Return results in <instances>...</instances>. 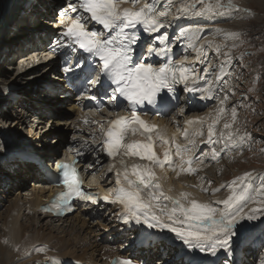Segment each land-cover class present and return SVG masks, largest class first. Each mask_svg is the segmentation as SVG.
<instances>
[{
    "label": "snow or ice",
    "instance_id": "snow-or-ice-1",
    "mask_svg": "<svg viewBox=\"0 0 264 264\" xmlns=\"http://www.w3.org/2000/svg\"><path fill=\"white\" fill-rule=\"evenodd\" d=\"M123 2L127 0H77L76 3H69L68 10L76 15L72 18L68 16L66 10L61 11V17L67 16V20H60L63 31L60 33L61 38L55 41L57 47L75 48L87 54L90 58L89 67L98 66L100 75L104 78L102 82L87 81V83L91 86L100 83L103 90L100 93L101 96L107 95L104 89L107 85L111 88L108 103L116 107L126 106L129 109V114H117L115 118L108 120L106 128L102 121H91L99 126L101 133V139L99 141L93 139L92 143L102 148L108 157L119 162L120 168L115 172L118 188L111 197L107 195L97 197L83 188L77 159L60 160L56 162L55 167L58 170V181L63 185L64 190L57 193L50 207L44 210L71 211L73 202L76 200L90 201L95 204L98 199H103L122 206L120 218L125 223L134 220L138 224H146L149 228L167 229L187 247L213 256L221 249L232 254V242L238 235L240 221L257 220L259 217L256 213H264V207H261L241 215L240 205L251 199L252 193L256 191L251 174L245 173L228 185L232 188V193L226 199L217 202L223 205L221 209L195 199L185 205L181 201L186 199L189 193L181 192L178 198L165 193L154 167L175 164L172 153L174 148L175 156L180 160V170L195 172L197 169L193 168L192 164L197 157L191 153V145L194 141L180 144L176 142L174 136L166 139L159 126L142 119L138 109L141 106L150 105L154 106L159 114L171 103L168 94L174 96L177 85H182L186 92L196 93L198 81L203 77L197 73L192 64L176 61L171 56L172 45L168 33L161 32L166 28L170 9L161 10L153 4L152 0L138 8L135 6L138 0H132L133 7L121 8L120 4ZM198 2L204 4V7L195 12L196 15L217 12L219 9L230 11L237 8L232 0H229L227 5L221 4L220 0H216L215 4L205 3V0H198ZM195 8L196 5L192 4L179 11L187 13ZM142 33H146L149 37L157 34L153 37V43L149 45L146 53L137 52ZM226 35L235 36L236 34ZM156 43L160 46H155ZM189 46L195 48L194 44ZM196 51L199 59L202 50L196 49ZM153 56L165 58L164 62H145L146 57ZM157 63L159 66H156ZM73 70V67L64 69L66 73ZM202 91L210 93L211 87ZM84 98L94 101L97 111L104 108L102 99H98L97 95H85ZM120 98L126 102V105L118 103ZM201 98L207 99L209 96L203 95ZM223 111V108L219 109V112ZM235 115L233 110V119ZM82 121L89 123L88 117H82ZM187 123L194 124L201 121L194 120ZM217 123L218 120H213L208 125L207 141H201V143L215 144L222 140L226 148L229 143L234 142L232 125L225 123L224 129L229 131L227 133L221 131L217 135L215 131ZM137 132L145 136L144 141L132 139V134ZM195 134L203 133L197 130ZM95 135L96 133L93 132L92 136L95 137ZM187 135L186 129L185 139ZM157 140L171 145L165 150L163 159L154 151ZM84 144L87 145L88 141L85 140ZM220 154L215 147L210 153L212 158L219 157ZM81 155L83 153L77 151V157ZM184 164L188 167L184 168ZM111 170L110 168L109 171ZM259 191L264 193V185ZM145 193H147L146 197ZM169 203L171 207H168ZM240 227L243 226L240 225ZM36 250L44 251V248ZM55 264H62V262L56 260ZM113 264H134V261L131 258L120 257L114 260Z\"/></svg>",
    "mask_w": 264,
    "mask_h": 264
},
{
    "label": "rangeland",
    "instance_id": "rangeland-1",
    "mask_svg": "<svg viewBox=\"0 0 264 264\" xmlns=\"http://www.w3.org/2000/svg\"><path fill=\"white\" fill-rule=\"evenodd\" d=\"M144 1L146 0H140V3L143 4ZM208 2L215 4L216 0H205V3ZM228 2L229 0H220V3L223 5H227ZM191 3L196 5L195 11L197 12L204 7V4L199 3L198 0H191ZM232 3L236 5L237 8H234L230 11L219 9L217 12L206 13L202 15L203 18L206 16V18H204L205 21L201 23L195 22L186 25L187 29L191 30L189 33H186L189 35L188 44H191V37H195V41H202L209 51L210 61L212 60L211 58L213 53L214 61L216 63H219V65L224 68V71L221 74L222 78L219 79V82L223 86L221 96L219 98H216L215 101H213V99V102L211 101L212 103L210 102L208 103V105H205L202 108L192 109L193 113H191L190 115V117H196L201 121L200 124L203 134L196 135L194 128H188L185 125L183 121L186 119V116H183L184 118L180 124L181 118L180 116L176 115L175 123H178V126H173L171 124L172 119H169L170 126L174 128L180 140L185 139L186 129L188 132L187 138L196 137V145H194L195 150H192L191 153L194 155L195 152L196 157L203 156L199 160L195 159L192 164L195 166L200 165L196 166L195 169L197 170L195 172L188 173L187 175H182L180 179L182 181H190V185L187 187H189L193 191H197V193H199L198 195L204 198L207 203L212 204V206H215L218 209L223 208V205L217 202L226 199L232 193V188L228 187V185L235 178L242 177L245 173H250L253 184L255 183L257 185V188H261L262 185H264V0H232ZM26 4L29 5L30 3H26L24 1V3L21 4V10L29 7ZM211 20H214L213 22H217L210 23L209 21ZM176 27H178V25L176 26L175 23H172L170 26V31L175 34L176 38H178L179 35L177 34ZM178 30L181 32L179 27ZM229 33H235L236 35L227 36L226 34ZM195 41H193L192 44H194ZM188 44L185 46V53L190 55L192 47H190ZM217 46H219V51H217ZM0 67L1 78L8 76L12 70V65L8 62V60H5L0 65ZM210 70L213 71L212 69ZM43 71L45 72V70ZM213 79L214 84L218 82L216 76H214ZM225 83L226 90L229 95L227 97L226 94V98L223 99ZM206 88H209V84L204 89ZM217 91H219V89ZM247 93L256 98L255 104H248L245 102V105H243L242 100ZM218 101L221 102L220 107L224 105V111L222 112L223 115L220 112H218L217 115V113L215 112L219 107ZM226 101L228 106L227 112L225 110ZM215 105H217V109L214 107ZM233 110H235L236 113L235 119H233L232 116ZM212 117L215 120H218L219 123H217L218 128L217 124L215 125V131L217 135H219L218 133H220L221 131L227 133V131L229 130L224 129V124L231 123V131L234 133V139L237 141V146L229 145L226 148L220 143V141H217L215 143V148L221 154L216 158H212V156L210 155L212 148H209L208 146L204 147L201 143L203 139H198L199 136H203L208 133V125L211 124L214 120L212 119ZM33 119L34 118L32 117V121ZM10 121L12 122V124L15 122L13 118H10ZM58 133H63V129H59ZM208 145L212 146V144ZM172 153H174L173 149ZM15 170H17V173L19 175L21 174L19 169H15L11 167V165L7 170V172L10 174H4V171L2 173V169L0 170V203L2 202L3 207L1 211H3V209L5 210V207L8 206L12 201H14V199L24 198L23 200H28V198L30 197L29 194L34 189V187H32V190H29L19 197L15 192H10L9 195L6 194L7 189L13 181L15 182L16 186H19L21 189L25 188L24 184H20L14 179L17 176L13 173V171ZM100 175L101 172L99 176ZM99 176H97L96 179H99ZM1 179L4 180L1 181ZM27 179L28 177L24 178V182ZM172 181L177 182V179L173 178ZM110 186L112 187V184H110ZM196 186L199 189H194ZM179 187L181 186L179 185ZM260 188H258L257 190H259ZM197 193L196 195L194 194L192 196L193 198L191 200H200L199 202L204 203L199 197H197ZM252 201H254L253 198L249 199L247 202H245V204H241V210L245 206L248 211H250L252 207ZM254 204L256 206H253L252 209L264 207V205H257L259 204V202H255ZM96 210H98V213H100L99 209L96 208ZM3 213L5 214L6 218V214L8 212L3 211ZM31 215L35 217L36 220L38 219V217L42 218L38 219L37 222L40 221V223L44 224L48 223L52 228L54 226V230L52 229V234H55V236H60V234L62 233L61 237H64V235L66 236V238L73 237L71 238L72 241L78 239L80 243L88 240L86 243L84 242L85 244H81L82 248H85L84 252H91L96 248L101 249L102 244H99L97 243V241H95L94 248L88 250V248L91 246L90 241H94V239L96 238L95 236H93L94 230H92V234H89L88 232L89 236H83L82 239L81 237L75 236V232H72V225L76 222L74 221V219H71L67 222H62V220H59L60 222H55L50 219L46 220L45 217L38 214ZM256 215H263L261 217H264V213L262 212H257ZM261 219L260 217L259 219L252 221L245 219L244 221H240V225H242V223L246 225H252L257 221H261ZM60 225L61 228L57 229V227ZM240 225H238V227L241 230L242 227H240ZM6 231L7 227H5L3 225V222L0 221V234ZM81 232L86 233V230L82 229ZM263 235L264 232L262 236ZM54 239L58 242V244H60L59 238ZM236 239L237 237H234L233 241H235ZM248 243L249 242H246V244ZM259 247L258 249H255L257 250V254L254 255L255 258L253 259L252 256L247 259V255L250 253V246L246 247L248 253L242 252V250H238L232 253L234 255L238 253L237 256L239 257V261H243L246 264H255V259H258L260 250H263L264 252L263 245L261 246V249H259ZM155 248H158V246H156ZM263 252L261 253L262 255L259 256V260L263 258L264 261ZM81 253L82 251L78 252V255L80 254L79 257L82 260H92L97 263L100 260V251H97L95 254L91 255V257H86ZM157 254L158 253L156 252V254L152 255L153 257H155L157 256ZM20 260H18V263L16 261L13 264H38V262H34V260H32L28 255H24L22 261ZM167 260H171L170 254H167ZM258 262H256V264H258ZM0 264H2L1 259ZM170 264H172V262H170Z\"/></svg>",
    "mask_w": 264,
    "mask_h": 264
},
{
    "label": "bare ground",
    "instance_id": "bare-ground-1",
    "mask_svg": "<svg viewBox=\"0 0 264 264\" xmlns=\"http://www.w3.org/2000/svg\"><path fill=\"white\" fill-rule=\"evenodd\" d=\"M24 1L26 2V0H15L13 3V7H12L13 12H11V14H10V12H7L5 14V19L3 21H0V54L2 53L4 48H6L5 46H3V44H4V41L8 38L5 36L8 32L7 27H9L11 25L10 22L8 21L9 14H10V16H13V14L16 13L19 5H20V9L22 8L21 4L24 3ZM157 1H160V0H152L153 4L156 7L160 8L161 10H166V8H165V2L166 1L172 2V4L168 3V8L171 7V9L173 10L172 21L177 20V25H178V27L181 30V33L183 35V38L181 40L185 43V46H186L188 44L189 38L185 39L184 37H185L186 33H189L191 31V30L187 29L186 25H189V24H192L195 22L201 23V22L205 21L204 18H206V16L203 18L202 15H196L195 12H197V11H195V9L193 11H189L187 13L179 11L183 7H188V6L192 5L191 0H166V1L164 0V3L161 6H157V4L155 3ZM147 2H149V0L144 1V3H147ZM27 9L28 8L24 9L23 11H27ZM61 19L62 18H60V20ZM213 21L214 20H211L209 22L212 23ZM216 22L217 21H215L213 23H216ZM168 26H169V24H167V27ZM31 28L32 27H30V29ZM166 28L164 30H162L161 32L167 31ZM30 29H29V31H30ZM190 29H192V28H190ZM41 37L43 39H45L44 35H42ZM37 41L38 40H36L35 43ZM193 41H195V37H193V38L191 37V44ZM194 45H195V48L192 47L194 50V53L191 56H189L188 59L195 62L197 73L201 77H203V79L198 81V91L196 93H190V92L189 93L191 94V97H192L193 109H199L205 105H208V103H210L213 99H214L213 101H215L216 98H219L221 96L223 86L219 82V79L222 78L221 74L224 71V68L221 67L219 65V63H216L214 61V63H215L214 64L212 62V60L210 61L209 51L202 41H200V42L195 41ZM185 46L183 48H185ZM36 47H38V45H36ZM196 49L202 50L201 55L199 56V59L197 57ZM33 51L34 50L24 52L23 54L20 55L22 57L21 64L25 65V63H28V62L31 64L33 63L32 60L29 61V58H27L28 55L30 54V52H33ZM2 62H3V59H2V57H0V65ZM47 68H49V66ZM0 69H1V67H0ZM210 69H212L213 71H211ZM214 76H216L218 79V82H216V80H215V82H216L215 84L213 83V81H214L213 77ZM209 82H210V84H209ZM208 84H209V86L211 85V91H210V93H205L202 90ZM218 89H219V91H217ZM1 90H6V84L4 82V79L1 78V76H0V91ZM203 95H208L209 98L202 99L201 96H203ZM218 102H219V107H220L221 102L220 101H218ZM219 107H218L217 111H215L216 113L219 112V109L223 108L224 105H222L220 108ZM100 118H103L102 122L105 125L106 119L102 116ZM194 120H198V118L186 116V119L183 122L185 123V125L188 128H194L195 132L197 130H200L201 132H203L201 129L200 123H194V124H188L187 123L188 121H194ZM33 121H35V119H33ZM154 123L157 126H159L161 133H163L165 135L166 139H171V137L174 136L176 142L180 143V144H187L188 141H194V143L191 145V151L195 150L194 145H196V143H195L196 137H189L187 139L180 140L178 138L174 128L170 126V120L169 119L154 121ZM0 131H1V134L3 137H6L8 135V132H9V130L6 127H4L2 130L0 129ZM63 132H64V130H63ZM207 137H208V133L203 135V136H199L198 139H203V141H207ZM7 144L9 146H11L12 145L11 140H9ZM156 145H157L156 153L161 159H163L165 150L170 148L171 146L168 143H164V142H161L158 140H157ZM202 145L204 147L208 146L209 148L216 147L215 144H212V146H209L207 143H202ZM172 149L174 151L173 159L175 160V164H171V165L165 164L164 167L155 166L154 171L156 173V176L159 178V183L162 185L163 190L169 196L174 197V198L175 197L178 198L181 192H185V193L190 194L186 199L181 201L182 203L187 205L191 201V199L193 198L192 196L194 194L196 195L197 191H193L192 189L187 187L190 185V181H188V180L182 181L180 178L182 175H187L188 173H192V172L180 170V167H179L180 160L178 157L175 156L174 148H172ZM2 152H3V150L0 149V153H2ZM194 156H196L195 152H194ZM202 157H197L196 160H199ZM4 164L7 166L6 163H4ZM36 164L37 163H35L34 166H30L29 168H26V169L25 168L20 169V172H21L20 175L17 173V170L13 171V173L15 175H17L14 178L16 180V182L23 184L24 178L28 177L27 173H29L31 170L32 171L35 170ZM50 165L51 164H49L48 166H50ZM6 166H2V168L5 169ZM52 166H54V165H52ZM196 166H200V165H196ZM196 166L192 165L193 168H196ZM187 167H188V165L184 164V168H187ZM6 173L10 174L7 172V170H5L4 174H6ZM34 173L36 174L35 177L37 178V176H38L37 172H34ZM173 178H176L177 182H173L172 181ZM36 183H37V181H36ZM36 183L34 185L33 191L29 194L30 197L28 198V200H23L24 198L14 199V201H12L8 206L5 207L6 208L5 210L3 209V211L8 212L6 214V218H5V214L3 213V211H1V213H0V221L3 222V225L5 227H7V231L2 232L0 234V255H1L0 259H1L2 264H7V263L13 264L16 261L18 263V260L21 259L20 261H22V258L24 257V255H28L32 260H34V262L35 261L38 262V264H44V259H47L49 256L53 255L54 252H57V253L62 254V255H67L69 257L72 256L76 259H80V257H79L80 254L78 255V252L82 251L81 254L85 255L86 257H91V255L95 254L97 251H100V248H96V249L92 250L91 252H84L85 248L83 249L82 245H81V244H85L84 242L80 243L78 241V239H76V240L73 239L74 241H72L71 238H73V237L66 238L65 235H64V237H61L62 233L60 234V236H55V234H52V229L54 230V226L52 228L50 226V224H48V223L44 224V223H40V221L37 222L35 217L25 213V210L27 208V204L28 203L31 204L32 200L39 199L41 197V195H43L46 191V189H44L45 187H42L40 185H36ZM96 183L99 184L100 181L96 179ZM179 185L181 187H179ZM184 185H186V186H184ZM254 187L257 188V185L255 183H254ZM258 188H260V187H258ZM106 189H109V188L106 187ZM194 189H199V188H197V186H196ZM257 189L255 192L252 193V198L254 199V201H252V203H251L252 207H251L250 211L252 210L253 206H256L254 204L255 202H259V204H257V205H264V193H261L259 191L260 189L259 190H257ZM198 194L199 193H197V197H199L202 200V202L207 203V201L204 200V198H202ZM146 196H147V193H145V197ZM212 201H213V199H212ZM208 202H209V200H208ZM0 205H2V202L0 203ZM168 207H171L170 203H169ZM107 210L111 211V209L108 207H107ZM250 211H248V209L244 206L243 209L241 210V215L246 214V213H250ZM95 212H96V217H98V214H99L98 210L95 209ZM157 212L159 214L158 209H157ZM261 216H263V215H259L258 217H260V219L264 218ZM38 218L40 219V217H38ZM67 221H69V218L64 219L62 222H67ZM74 221H76V222H75V224L72 225V232L74 230H76V234H75L76 237H81V239H82L83 236H89V234H92L91 227H86V228L84 227L85 224L87 223V221L84 220L82 216L76 217L74 219ZM51 225H53V224H51ZM144 225H145L144 235H145L146 239H148L152 243V246H150V247L155 248L156 246H158V243L160 240L159 235L164 236L166 234H170V235L173 234L172 232H170L167 229L161 230L158 228H149L146 224H144ZM242 226H243L242 229L241 230L239 229L237 239L232 242V249H233V246H235V245H238L237 251L241 250L240 248H244L247 245L250 246V249L252 247L254 249H258V247L261 245L260 239L264 237V236H262V234L264 232V219H261V221H257L255 224H252V225H248V224L246 225V224L242 223ZM59 228H61V225L57 227V229H59ZM82 229L86 230V233L81 232ZM88 232H89V234H88ZM54 238H59L60 244H58V242ZM177 239L179 240V242L181 244L186 246L182 240H180L178 237H177ZM95 241H96V238H95ZM169 241H174V239H169ZM246 242H249V243L246 244ZM37 248H44V251H37L36 250ZM92 248H94V244H92L88 248V250H90ZM193 251L194 252L197 251L195 253L197 254V256H201V257L211 255V254L206 253V252H200L197 249L193 250ZM224 252H226V251L221 249L217 252L216 256L218 257V255H220V253H224ZM232 252H233V250H232ZM148 254H150L148 260H152L153 252H149ZM235 255L237 256L238 253H236ZM235 255L233 253L232 254L227 253L229 260L236 257ZM251 256H252V259L255 258L253 253H249L247 255V259H249V257H251ZM80 260H82V259H80ZM84 260H86V259H84ZM167 261L169 263L172 262V260H167ZM259 261L260 262H258V264H264L263 258H261V260H259ZM99 262L103 263L101 258L98 261V263ZM225 264H227V263H225ZM234 264H246V263H244L243 261H239L236 263V261H234ZM255 264H256V261H255Z\"/></svg>",
    "mask_w": 264,
    "mask_h": 264
}]
</instances>
